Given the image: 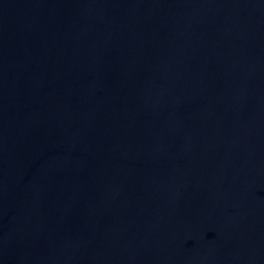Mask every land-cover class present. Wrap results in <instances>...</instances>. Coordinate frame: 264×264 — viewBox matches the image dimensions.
<instances>
[{"label": "water", "instance_id": "obj_1", "mask_svg": "<svg viewBox=\"0 0 264 264\" xmlns=\"http://www.w3.org/2000/svg\"><path fill=\"white\" fill-rule=\"evenodd\" d=\"M0 264H264V0H0Z\"/></svg>", "mask_w": 264, "mask_h": 264}]
</instances>
